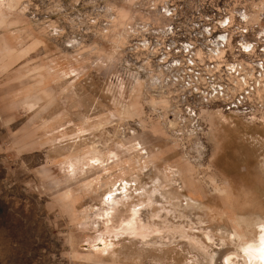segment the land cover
Listing matches in <instances>:
<instances>
[{"label": "rangeland", "instance_id": "obj_1", "mask_svg": "<svg viewBox=\"0 0 264 264\" xmlns=\"http://www.w3.org/2000/svg\"><path fill=\"white\" fill-rule=\"evenodd\" d=\"M263 14L0 0V264H244L264 233ZM135 207L148 237L108 232Z\"/></svg>", "mask_w": 264, "mask_h": 264}, {"label": "bare ground", "instance_id": "obj_2", "mask_svg": "<svg viewBox=\"0 0 264 264\" xmlns=\"http://www.w3.org/2000/svg\"><path fill=\"white\" fill-rule=\"evenodd\" d=\"M79 160V159H78ZM77 161V160H76ZM70 162V161H69ZM68 162V163H69ZM102 163V162H101ZM76 163H74L75 165ZM81 164V163H80ZM74 165H72L73 167H71L72 169L75 167ZM77 166V165H76ZM96 166V165H95ZM67 168V166H65ZM69 168V166H68ZM76 169V167H75ZM83 170V169H82ZM76 171V170H74ZM68 172V170L66 171ZM73 173V171H71ZM70 172V173H71ZM166 177V176H165ZM85 179V178H84ZM114 185V184H112ZM112 188V186H111ZM124 190V189H123ZM125 192V190H124ZM114 194L112 191L107 195L106 200H104V202L106 201L107 203H109V208L106 212V216L111 218L108 222L110 224L113 223V215L116 213V211L119 210V208L121 207L122 203L116 199L114 197ZM105 205V204H103ZM108 206V204H106ZM138 208V207H137ZM136 207L133 208L130 213H128V217L126 216V218H124L123 223H121V225L119 226V228H115V227H110L108 229V232L111 234H117V233H127L129 235L135 236L136 237H142V238H146L148 237V231L146 232L145 229H147V224L144 225L143 222L140 221L139 219V212H141V210L137 209ZM103 214V213H102ZM157 216V215H156ZM99 217V216H98ZM155 218V217H154ZM106 220V219H105ZM154 220V219H153ZM106 223V222H105ZM105 225V224H104ZM113 225V224H112ZM106 228V227H105ZM261 230H263L264 232V225L260 227ZM107 232V231H106ZM158 234H161L160 231H154ZM124 233V234H125ZM152 233V232H151ZM148 234V235H147ZM152 235V234H151ZM156 236V235H155ZM233 238V236H232ZM148 239V238H147ZM252 243L250 245H247L245 248L242 247V251L244 252L243 254V261L244 264H248L250 262H253V264H264V233L263 235H260V238L255 239L254 241H251ZM200 242H196V244H199ZM240 246V245H239ZM244 246V245H243ZM241 247V246H240ZM243 263V262H242Z\"/></svg>", "mask_w": 264, "mask_h": 264}, {"label": "built area", "instance_id": "obj_3", "mask_svg": "<svg viewBox=\"0 0 264 264\" xmlns=\"http://www.w3.org/2000/svg\"><path fill=\"white\" fill-rule=\"evenodd\" d=\"M255 29H256V34L258 35V38L260 39V40L258 39V44H259V46L262 47L261 50H262V53L264 55V24H262V25H259V23L256 24L254 27L251 28V31H255ZM229 37H230L229 39H231L232 33H230Z\"/></svg>", "mask_w": 264, "mask_h": 264}, {"label": "crops", "instance_id": "obj_4", "mask_svg": "<svg viewBox=\"0 0 264 264\" xmlns=\"http://www.w3.org/2000/svg\"><path fill=\"white\" fill-rule=\"evenodd\" d=\"M24 60H21L20 62H23Z\"/></svg>", "mask_w": 264, "mask_h": 264}]
</instances>
